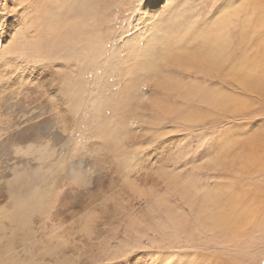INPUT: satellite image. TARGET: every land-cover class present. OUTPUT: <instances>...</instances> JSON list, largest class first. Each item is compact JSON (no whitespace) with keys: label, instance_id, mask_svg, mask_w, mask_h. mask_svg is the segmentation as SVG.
<instances>
[{"label":"rangeland","instance_id":"rangeland-1","mask_svg":"<svg viewBox=\"0 0 264 264\" xmlns=\"http://www.w3.org/2000/svg\"><path fill=\"white\" fill-rule=\"evenodd\" d=\"M247 1L22 0L17 19L7 12L0 264H264V8L250 34ZM206 50L212 65L194 59ZM207 192L239 220H195L189 203ZM177 209L184 230L162 234Z\"/></svg>","mask_w":264,"mask_h":264},{"label":"bare ground","instance_id":"bare-ground-1","mask_svg":"<svg viewBox=\"0 0 264 264\" xmlns=\"http://www.w3.org/2000/svg\"><path fill=\"white\" fill-rule=\"evenodd\" d=\"M3 1V2H2ZM1 2H0V5H1V10L2 11H0L1 13H0V17H2L1 18V20H0V40L2 41L3 39H4V37H5V33L6 32H8V30L11 28V27H13L12 26V23H7V12H12V11H14V9H15V7L17 6V5H19L20 4V2L22 1V0H2ZM243 7V6H242ZM25 8H28V6H26V7H24L22 10V13L25 11ZM262 8H264V0H254V5H252L251 6V1L250 0H248L247 2H246V4L244 5V8H243V12H245L246 13V15L250 18V20H251V18L254 16L255 18H254V21H255V23L253 24V28L249 31V33L250 34H256L258 31H257V24L259 23V21H257L258 19H257V17H259L258 15L262 12ZM144 10V9H143ZM241 11V10H240ZM147 12V11H146ZM145 12V13H146ZM149 12H151V11H149ZM258 12H260L259 14H257ZM3 13V14H2ZM12 13H14V12H12ZM11 13V14H12ZM21 13V12H20ZM257 14V16H255ZM4 15H5V17H4ZM9 15V14H8ZM17 15L18 14H15L14 13V15H12L13 16V18H14V16H16V19H17ZM19 16V15H18ZM4 18V19H3ZM20 18V17H19ZM154 23V22H153ZM152 23V24H153ZM151 24V23H150ZM247 24H249V22L247 21ZM251 25V24H250ZM81 26H82V24H81ZM147 28V27H146ZM245 31H246V33H243L241 36H240V39H239V46H240V48L242 47V51L243 52H246L247 50H249V46L247 47H245V45H246V41H247V39H246V37H247V35H248V30L247 29H244ZM161 32L160 33H162V31L163 30H160ZM16 32V31H15ZM159 32V31H158ZM152 36V35H151ZM155 36V35H154ZM158 35H156V40H153V42H155V41H157V37ZM246 36V37H245ZM163 37V36H162ZM161 37V38H162ZM151 38V37H150ZM160 38V37H159ZM158 38V41H160V39ZM249 38H250V36H249ZM154 39V38H153ZM228 39H230V38H228ZM251 39V38H250ZM148 40H150L151 41V39H148ZM149 42V41H148ZM152 42V41H151ZM165 43H167V41H164ZM213 42V41H212ZM92 43V42H91ZM163 43V42H162ZM210 43V42H209ZM216 44H217V42H216ZM232 44V43H231ZM93 45H95V44H93ZM259 45V44H258ZM92 46V45H91ZM171 46V45H170ZM215 46V45H214ZM179 47V46H178ZM177 47V48H178ZM216 47V46H215ZM86 48V47H85ZM228 48V46H226V49ZM245 48V49H244ZM10 49V48H9ZM95 49V48H94ZM169 49V48H168ZM252 49V48H251ZM86 50V49H85ZM89 52V51H88ZM94 52H95V50H94ZM176 52H177V50H176ZM196 54V53H195ZM205 54H206V56H202V58H194L195 60H197V59H200V60H203L204 62H205V60L204 59H206V61L207 62H209V63H211V65L213 64V61H214V59L212 58V50H206L205 51ZM241 54V53H240ZM258 54V53H257ZM250 55V54H249ZM195 57H197V56H199L198 54L197 55H194ZM216 56V55H215ZM251 57H252V55H250ZM217 57V56H216ZM240 57V56H239ZM223 58H225L226 59V57H224L223 56ZM222 60V59H221ZM220 60V61H221ZM227 60H228V58H227ZM237 60V59H236ZM241 60V59H240ZM239 60V61H240ZM235 61V60H234ZM238 61V60H237ZM247 58L245 57V54L242 56V61L240 62V65H239V69H241L242 70V72L241 73H239L238 74V71H239V69L237 70V71H235L236 72V75L235 74H233V72H231V76H232V74H233V77L234 76H236L235 78H237L238 79V76L243 80V79H250V78H252V75L251 74H253V73H251L252 72V68H251V66L248 64L247 65V67H248V70H247V67H246V63H247ZM257 61V60H256ZM203 62V63H204ZM202 63V62H201ZM203 65H206V64H203ZM229 65V64H228ZM238 65V64H237ZM230 66V65H229ZM231 66H232V64H231ZM244 66L246 67L245 69H243L244 68ZM260 66H261V64H260ZM222 68V67H221ZM221 68H219V69H221ZM224 68V67H223ZM256 68H258L259 69V67H256ZM229 69H230V67H229ZM234 69V68H233ZM221 71V70H220ZM226 71H228V70H226ZM231 71V70H230ZM229 74V73H228ZM227 74V75H228ZM237 74H238V76H237ZM255 74H257V73H255ZM255 74H254V76H255ZM261 74V73H260ZM230 76V75H229ZM231 76H230V78H231ZM253 76V77H254ZM256 76H258V75H256ZM255 78V77H254ZM236 80V79H235ZM232 81V80H231ZM256 83V82H255ZM262 83V82H261ZM6 84V83H5ZM245 87V86H244ZM262 87V86H261ZM1 96V95H0ZM210 100V99H209ZM208 100V101H209ZM214 100V99H213ZM235 100H238V99H235ZM212 101V100H211ZM239 101V100H238ZM226 102H228V101H226ZM229 102H230V100H229ZM232 102V101H231ZM235 102V101H234ZM237 102V101H236ZM241 106V105H240ZM243 107V106H242ZM246 107V106H245ZM240 110V109H239ZM195 115H196V113H193L192 115H190V116H187L185 119H190V121H191V119H194L195 118ZM197 116V115H196ZM196 119V118H195ZM194 121V120H193ZM262 133V132H261ZM264 135V134H263ZM261 136V135H260ZM260 139H261V137H259ZM263 138V137H262ZM261 145H263L264 146V141H262L261 142ZM260 156V155H259ZM228 188V187H227ZM230 189H231V186L229 187ZM221 191H223V190H221ZM227 190H226V188L224 189V191H223V193L225 194V192H226ZM228 191H229V189H228ZM231 191V190H230ZM231 193H232V191H231ZM206 196L203 198L204 200H200L199 202L197 201V200H195V199H193V200H191L190 201V203H189V205H190V208L192 209V210H194V214H195V220H198V221H200L201 223H202V226L203 225H208V224H213V222H214V225L216 224V223H218L219 222V220H221L222 218H224V220H226L227 222L228 221H238L239 219H238V213H237V211H232V210H230V212H229V214H228V212L226 211V202L227 201H225V203L224 204H221V202H220V200H219V196H217V195H212L211 193H210V195H209V193L207 192V193H204ZM230 194V193H229ZM231 195V194H230ZM190 196H192V195H190ZM190 196H188V197H190ZM196 196V195H195ZM194 196V197H195ZM226 196V195H225ZM234 197V196H233ZM231 198H232V196H231ZM235 198H237L236 196H235ZM230 200V199H229ZM234 201V200H233ZM231 202H232V200H231ZM230 202V203H231ZM161 203V202H160ZM230 205H233L232 203L230 204ZM228 206V205H227ZM245 206V205H244ZM231 207V206H230ZM235 207V206H234ZM233 207V208H234ZM246 208H248V207H246ZM245 208V210L244 209H241V210H244V212L243 213H241V214H244V217H246L247 215H250V213L247 211V209ZM190 209V210H191ZM176 210V209H175ZM235 210V209H234ZM232 211V212H231ZM170 212V211H169ZM173 213H169V215L171 216H168L167 217V219H168V223H166L167 225H165V227L162 229V234L164 233V235H167V234H169V235H172L174 232L175 233H177V232H179V230L181 229V231H182V229L184 230V223L181 221V219L180 220H178V218H177V216H179V215H185L184 214V211H182V210H180V209H177V211H176V213H174V211H172ZM226 212H227V214H228V216H227V214H226ZM242 212V211H241ZM188 213V212H187ZM173 215V216H172ZM251 215H253V213L251 214ZM187 216V215H186ZM255 217V216H254ZM164 218H166V217H164ZM184 218V221L186 220L187 221V219L188 218H186V217H183ZM186 218V219H185ZM161 220V219H160ZM183 220V219H182ZM164 221V220H163ZM194 221V220H193ZM162 222V221H161ZM239 223V222H238ZM186 224V223H185ZM187 224H188V222H187ZM226 227H228L227 225H225ZM187 227V226H186ZM214 227V226H213ZM230 227V226H229ZM161 228V227H160ZM227 229V228H226ZM233 229V228H232ZM194 231V230H193ZM192 231V232H193ZM235 231H236V229H235ZM231 232H232V230H231ZM160 234V233H159ZM161 235V234H160ZM168 235V236H169ZM176 235V234H175ZM167 236V237H168ZM178 236V235H177ZM176 236V237H177ZM169 237H171V236H169ZM175 237V238H176ZM166 238V237H165ZM174 238V237H173ZM154 241V240H153ZM163 241V240H162ZM155 242V241H154Z\"/></svg>","mask_w":264,"mask_h":264}]
</instances>
